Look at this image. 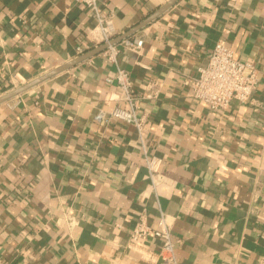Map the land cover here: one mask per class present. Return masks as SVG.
<instances>
[{"label": "crops", "instance_id": "1", "mask_svg": "<svg viewBox=\"0 0 264 264\" xmlns=\"http://www.w3.org/2000/svg\"><path fill=\"white\" fill-rule=\"evenodd\" d=\"M170 0H100L116 36ZM96 24L74 0H0V96L81 54ZM119 65L143 102L146 134L163 158L154 192L137 131L97 122L117 104V65L101 52L0 103V264H163L142 258L130 232L161 211L181 264H258L264 254V0H177L127 38ZM261 69L248 102L213 109L184 84L216 42ZM68 214L73 223L62 217ZM156 248V243H143Z\"/></svg>", "mask_w": 264, "mask_h": 264}, {"label": "built area", "instance_id": "2", "mask_svg": "<svg viewBox=\"0 0 264 264\" xmlns=\"http://www.w3.org/2000/svg\"><path fill=\"white\" fill-rule=\"evenodd\" d=\"M85 5L95 18L96 24L90 29L89 38L92 42L88 47L78 46L79 54L93 45L108 43L101 53L107 61L117 65L118 91L111 95L117 102L111 109L101 108L95 114L97 122L122 121L133 125L137 131L139 147L141 149L147 177L154 192L157 193L161 182L163 158L154 151V143L148 140L146 134L147 117L141 114L143 102L158 99L164 89V81L154 77L147 79L145 88L141 92L135 89L132 77L126 69L119 65L121 46L110 43L115 37V13L106 11L100 0H74ZM143 38H126L125 47L140 50ZM260 67L251 60L239 58L226 39H220L212 49L208 61L200 66L198 74L186 75L184 84L191 89L192 95L209 105L213 109H227L235 100L248 102L258 88L260 82ZM168 214L161 211L156 225H151L148 214L144 210L135 227L130 232L131 242L139 247L142 258L149 262L163 264H181L177 255L179 240L172 236V222ZM62 219L66 223H73L68 214ZM155 242L156 248H148L143 243ZM258 264H264V254Z\"/></svg>", "mask_w": 264, "mask_h": 264}, {"label": "water", "instance_id": "3", "mask_svg": "<svg viewBox=\"0 0 264 264\" xmlns=\"http://www.w3.org/2000/svg\"><path fill=\"white\" fill-rule=\"evenodd\" d=\"M176 1L177 0L168 1L167 3L162 5L159 9L155 10L151 15H149L146 19H144L138 25H136L132 29L128 30L127 32L123 33L122 35L114 37L110 43H117L118 41H121L122 39L129 37V35L131 33L140 29L141 27L145 26L146 24H148L149 22H151L152 20H154L158 16H160L164 11H166L169 7H171ZM108 45H109L108 43H102V44L90 49L86 53L76 57L75 59L68 61L67 63L62 64V65H60V66H58V67H56V68H54V69H52L46 73L40 75L39 77L32 79L31 81H29L27 83L20 85L19 87L14 88L13 90L9 91L8 93L0 96V103H3L4 101L12 98L13 96L22 93L23 91L39 84L40 82L54 76L55 74H57L61 71H64L70 67L75 66L77 63L83 61L84 59L89 58V57L103 51L104 49L107 48Z\"/></svg>", "mask_w": 264, "mask_h": 264}]
</instances>
